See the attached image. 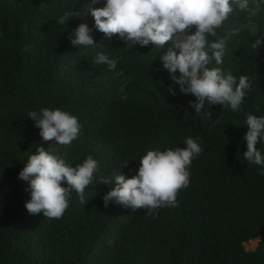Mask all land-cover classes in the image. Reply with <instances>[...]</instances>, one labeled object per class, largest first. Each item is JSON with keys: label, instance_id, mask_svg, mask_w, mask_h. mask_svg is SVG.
<instances>
[{"label": "trees", "instance_id": "1", "mask_svg": "<svg viewBox=\"0 0 264 264\" xmlns=\"http://www.w3.org/2000/svg\"><path fill=\"white\" fill-rule=\"evenodd\" d=\"M87 3L0 0V264H264V165L243 157L247 115L264 116V0H249V8L259 4L256 15L233 5L217 36L208 37L225 39L222 63L213 59L208 67L231 73L237 83L249 79L240 110L205 101L199 113L190 103L197 98L182 93L163 67L167 46L127 49L118 35L106 38ZM66 11L80 16L58 24ZM81 23L97 44L70 42ZM98 52L116 59V68L95 64ZM43 108L76 116L78 138L68 145L43 140L28 117ZM188 137L203 151L188 168L178 206L154 215L115 200L104 206L114 185L102 178L120 172L130 178L147 151L184 148ZM38 146L71 167L88 156L98 161L87 202L72 191L59 219L25 207L31 190L18 174ZM256 147L264 155V141ZM252 239L259 243L249 249Z\"/></svg>", "mask_w": 264, "mask_h": 264}, {"label": "clouds", "instance_id": "2", "mask_svg": "<svg viewBox=\"0 0 264 264\" xmlns=\"http://www.w3.org/2000/svg\"><path fill=\"white\" fill-rule=\"evenodd\" d=\"M96 2L90 0L87 11L94 17L95 28L106 38L118 35L126 42L127 49L149 43L159 49L167 46L161 56L163 67L170 72L182 93L197 98L190 102L196 113L201 112L205 101L210 106L222 104L233 111L240 110L246 91L251 87L249 79L241 76L237 83L231 73L208 67L213 59L217 65L221 64L225 50L224 38L210 42L208 37L217 36V29L234 11L233 5L256 15L259 4L249 8V0H106L103 7H92ZM74 16L80 15L76 11H66L57 23L64 25ZM91 31L86 23H81L74 30V36L69 37L70 42L75 46L97 44ZM261 43L262 39H257L251 47L257 50ZM94 62L107 64L109 70L115 69L117 64L116 59L103 52L96 54ZM169 91L174 94L171 87ZM28 117L40 129L45 141L55 140L57 144L68 145L80 134L78 118L59 108H43L39 113L31 111ZM246 125L247 150L243 157L249 164L264 165V155L256 147L264 141V116L248 114ZM185 144L184 148L147 151L140 159L138 173L130 178L121 172L114 180L102 178L100 182L114 185L103 197L104 206L108 207L109 202L115 200L133 210L146 209L151 215L161 208L178 206L177 194L190 182L188 168L203 151L196 138H186ZM98 170V161L92 156L71 167L38 146L37 153L29 156L18 174L19 179L28 182L31 190V199L25 203L27 211L33 215L43 212L46 218H61L69 206L72 191L79 195L81 204L87 202L85 189L93 184L94 173ZM62 181H66L67 187L62 186Z\"/></svg>", "mask_w": 264, "mask_h": 264}, {"label": "rangeland", "instance_id": "3", "mask_svg": "<svg viewBox=\"0 0 264 264\" xmlns=\"http://www.w3.org/2000/svg\"><path fill=\"white\" fill-rule=\"evenodd\" d=\"M258 243H259L258 239H252L248 241L246 245L249 249H252V248H255L258 245Z\"/></svg>", "mask_w": 264, "mask_h": 264}]
</instances>
